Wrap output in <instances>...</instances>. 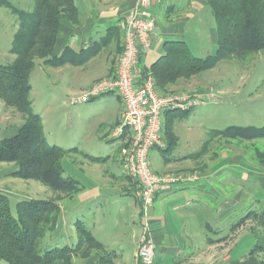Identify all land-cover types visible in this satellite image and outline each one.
<instances>
[{"label":"rangeland","instance_id":"1","mask_svg":"<svg viewBox=\"0 0 264 264\" xmlns=\"http://www.w3.org/2000/svg\"><path fill=\"white\" fill-rule=\"evenodd\" d=\"M8 1L13 6L26 11H33L35 7L34 0ZM75 3L79 4V1L76 0ZM206 10L209 14L211 13V26L208 28L206 26L207 23L205 26L203 24V30L200 28L201 26H195L192 21L191 25L193 27L188 31L186 36V40L190 42L192 53L204 58L215 55L217 48V45L213 46L211 39L207 36L210 27L213 26L215 28L216 25L209 5L206 6ZM18 26L19 20L12 13L11 8L0 6L1 64L12 63L16 57L11 52V46ZM199 28L202 32L201 35H197L195 32ZM205 29L206 33H204ZM180 38L182 37L178 39ZM160 53L162 54L163 51L160 50ZM159 55H155L154 58ZM35 59L36 64L30 76V83L33 88L29 94L33 111L40 113L43 132L50 145L56 144L64 149L77 148L80 150L78 153H67L62 160V164L65 167V176L71 175L78 181L82 180L81 174L84 171L80 168V165H82L80 161H85L82 160L85 158V153L87 154L88 152L91 155L105 157L110 152H116L117 150L115 149L116 141L108 140V136L110 137L113 134L117 126L110 131L108 136L104 135V131L108 128L110 120L118 111L119 97L115 93H108L102 95L103 97L101 98L89 101V103H76V105H73L71 104V97L76 93H83L88 90L89 88L87 87L91 81V77L84 78L80 76L79 71L81 73L85 70L77 67L76 64L72 68L66 64L54 67L45 65L43 59L37 57ZM60 69L62 70L60 71ZM85 69L91 71L89 70V66ZM107 77L110 76L102 77L94 81L93 84ZM193 77L188 79L192 82H189L191 84L186 87L182 85L187 82V79H183L181 80V86H178L179 84L176 86L172 85L163 91V93H171L175 96L188 95L191 97H201L208 94V98L202 104L195 106L191 112L175 119L173 132L178 137V143L173 155L183 157L187 154H195L203 148L204 143L208 142V149L204 156H202L203 158H199L198 161H194V159L190 160L194 164L203 163L202 165L205 168L214 166L215 170L227 162L233 166L237 165L230 168L227 174L232 175V178L236 177L235 180H239L238 176H240V173L238 172H243L247 179L244 180L246 181L244 183L248 184H245L246 188L244 185L239 184L238 189L242 188L241 200L232 202L221 218L218 216L216 209L220 204H225L226 199L229 198L228 196L211 192L207 197L204 195L206 193L199 191L197 186L194 187L195 192H192V188L186 189V195L188 193L194 195L191 199L187 198L191 203L183 206L186 212L191 211L193 215H196L192 218V222H195L188 225L193 229L192 238H194L193 240L202 242L204 238L201 230H203L202 227L205 225V222H208L213 227L222 228L223 231H228V228L240 217L248 212H256L250 215V218L245 222L246 224L241 225L235 232H230L227 236L228 238H226L227 240L217 243L218 245H215L210 252H205L204 263L264 264V250L260 251L257 248L258 245H256L259 243L264 248V139L245 140L240 137L233 138L224 134L210 138L214 129L221 130L227 126L236 125H253L257 127L264 125V49L258 53L250 54L246 59L236 57L223 59L215 67L195 74ZM215 86L223 89L224 92L218 94ZM107 99H112L113 102L111 103ZM24 120L25 114L19 112L14 107H7L4 101L0 99V138L11 136ZM161 154L162 152L159 148L154 149L151 153V165L157 173L163 169L164 165ZM189 164V161L181 162L179 164L181 166L179 167H185ZM100 167L106 168V165L101 164ZM100 167L97 168V173ZM11 168H15L14 163L9 164L0 161V190L6 187L11 191V193L7 194L10 196L14 214L16 213L15 205L17 201L27 198H51L56 193L50 187L43 185L37 180H25L17 177L8 178L4 173L8 172ZM194 171H197V169H194ZM172 173L163 172V174ZM176 173L179 174V172ZM256 174H263L260 177L263 183L258 180L259 178ZM192 175L196 174L192 173ZM255 176L257 177L252 180ZM242 177L239 181L242 180ZM220 179L214 181L218 192H221L220 189L224 190V185L220 182L222 181ZM227 190L231 192V189L227 188ZM198 191L199 193H196ZM84 193L87 192L84 191ZM128 200L134 202L132 197ZM183 201L184 199L180 200L181 203ZM86 205L88 203H81L77 210L76 206L72 208L67 213L68 219L65 224H59L55 231L47 232L40 243L42 251L77 242L75 222H81L84 219L91 220V216L88 217L89 219L85 216L87 211H83ZM204 205H207L208 208H205ZM172 208L173 206L168 208L166 212L174 214L175 212H172ZM63 220L64 217L61 218L60 222L63 223ZM133 220L135 221L136 218L124 216L121 219V225L118 227V232L123 234L120 237L124 241L122 245L127 256L126 264H136L132 243H135L138 239L141 227L137 221L133 223ZM88 224H90V221H88ZM180 225L183 229V235H188L190 232L188 227L183 224ZM108 230H98L97 237L101 241L110 244L115 245V242L119 243L120 241L114 240V242L112 240L113 236L108 233ZM184 239L187 240L188 238L185 237ZM205 242L204 246L207 247V240ZM87 246H90V243ZM118 248L122 249L119 246ZM188 250L189 247L184 252L187 253ZM78 256L83 258L84 255L81 253Z\"/></svg>","mask_w":264,"mask_h":264},{"label":"trees","instance_id":"2","mask_svg":"<svg viewBox=\"0 0 264 264\" xmlns=\"http://www.w3.org/2000/svg\"><path fill=\"white\" fill-rule=\"evenodd\" d=\"M33 11L13 6L8 0H0V6L11 8L19 20L18 29L12 42L11 52L16 55L8 64L0 63V99L7 107H14L25 114V120L17 132L0 139V161L14 163L15 168L9 177L37 180L64 195L80 191L79 183L64 175L62 160L67 153L78 151L76 148H62L50 145L43 132L42 118L32 108L29 94L33 88L30 83L31 72L36 57L43 59L45 65L59 67L71 63L68 54L60 57L53 55L59 29L64 19L78 21V7L75 0H34ZM214 14L218 35L215 55L207 58L192 53L184 40H166L160 57L144 69L150 72L161 91L179 79H190L195 74L207 71L223 59H246L264 49V0H208ZM75 58V55L73 57ZM85 58L74 60V64L85 63ZM169 110L165 114L164 138L161 147L162 157L167 161L176 160L172 156L177 148L178 137L173 132L175 119L191 112ZM228 135L241 139H264V125L227 126L214 129L210 138ZM208 149V142L202 149L189 156L198 158ZM92 161L102 157L86 155ZM62 194L52 198H27L16 202L13 213L10 196L0 193V264H73V255H89L92 250L102 248L83 221L76 222L78 241L76 244L56 246L41 250V241L48 231H53L59 221ZM256 212H248L231 226L238 229ZM231 229V230H232ZM90 246H87L89 245ZM256 245L260 251L263 246ZM255 245V247H256Z\"/></svg>","mask_w":264,"mask_h":264},{"label":"crops","instance_id":"3","mask_svg":"<svg viewBox=\"0 0 264 264\" xmlns=\"http://www.w3.org/2000/svg\"><path fill=\"white\" fill-rule=\"evenodd\" d=\"M77 1H79V4H75L78 7L79 19L77 22H71L67 19L63 20L58 31L59 34L55 44L56 46L54 48L53 55L60 57L63 54H68L70 58H72V62L66 63V65H70L68 67L71 68L72 66L75 67L77 65V67L85 70L81 73L79 71V74L84 78L88 76L91 77V81L87 87L89 88L90 85L92 86L94 81L102 77L115 75L118 61L117 59L119 57L118 55L124 45V22L126 20L128 11L136 4V0ZM154 1L155 3L151 7V12H153V14L156 16L157 36L155 38V43L157 44L141 58L138 68L140 69L142 74H144V69H149L150 64L162 55L160 53V50H164V44L166 43V40H184L187 42L191 49L190 42L189 40H186V36L188 34V31L193 27L191 25L192 21L195 26L199 25L202 29L203 24L205 26V24L207 23L206 26H208V28L209 26H211V13L209 14L207 10L205 11L206 6L209 5L208 0ZM163 12H165V14H163ZM212 17L214 20V14L212 15ZM200 28L195 30L197 35H201L202 33ZM206 29L204 33L207 32ZM207 36L211 39V43L213 44V46L217 45L218 47L219 38L217 35L216 27H210V30L207 32ZM179 37L182 38L178 39ZM158 54L160 55L154 58L155 55ZM74 55L77 59H73ZM82 58H85V63H78L76 65L74 64V60L78 61ZM150 58H152V60H150ZM88 66L89 70L91 71H87L85 69ZM62 69H60V71ZM147 74L151 73L147 72ZM181 80H183V78L179 79V81L175 83L169 84L168 88L169 86H176L178 84V86H181ZM189 82L192 81L187 79V82L182 86L186 87L187 85H190L191 83ZM220 89L221 88L215 86V90L218 92V94H222V92H224L223 89ZM116 95L120 100L119 108L115 116H113L110 120L111 122L109 123L108 128L104 131V135L106 136H108L110 131L120 123L119 121L121 119V114L123 111V101L121 99V96H119L117 93ZM107 101L111 103L113 102L112 99H107ZM17 130L13 134H15ZM108 140L116 141V152H110V154H107L105 157L99 156L103 158V160L100 161H91L90 158L86 156L89 153H83L85 158H83L82 160L85 161H80L82 163V165H80V168L84 171L81 174V177H83V179L78 181L76 178L68 175L69 177L74 178L79 183V186L81 187L80 191L75 192L72 195H64L63 193H61L63 197H61L59 200V204H61V212L59 215V221L55 229L58 228L59 224L62 225L66 223L68 219V211H70L75 206L77 210L79 208V204L81 203H88V205L83 208V211H87V214L84 215L87 219H89L88 217L91 216V220L84 219L82 221L89 229L92 230L93 235L96 237V239L103 244L102 248L98 250H92L89 255H85L83 256V258H80L78 256L79 254L73 255V264H126L127 256L122 245L124 241H122L123 239L120 237L123 234L118 232V227L121 225V219L124 216H129V218L131 217L133 219L136 218L135 221H137L141 227L138 239L135 243H132L134 246L133 248L136 264H144L142 261H140L137 252L140 245V237L146 224L151 228L153 239L156 243V258L151 264H205L204 253L207 251L210 252V250L213 249L215 245H218L217 243L227 240L226 238H228V234L230 232H235V230L230 227L228 228V231H223L222 228L219 229L215 226L213 227L208 222H205V225H203L202 227L203 230H201L204 239L202 240V242L193 240V229L188 225L195 222H192V218L196 215H193V212L191 211L186 212V209H184L183 206H187L188 204H190L191 202H189L187 198L191 199V197L194 195H190L189 193L188 195H186V189L192 188V192H195L194 187L197 186L198 190L206 193L204 195L207 197L209 196V194H211V192H217L223 194L224 196H228L229 198L226 199L225 204H220L216 209L218 216H220L221 218L224 216L223 213L227 211L232 202L241 200L240 195L242 193V188L238 189V186L240 184L242 186L244 185V187L246 188L245 184H248L244 183L246 182L244 180H247L245 178L246 175L243 172H238L240 173V176H238L239 180L241 179V176H243L241 181L235 180L236 177L232 178V175L230 176V174L227 173L230 171V168H233L237 165L233 166L228 162L222 164V166L215 170L214 166H212L211 168H205L202 165L203 163L200 164L201 162H199L197 164H194L191 161L192 159H194V161H198L199 158H203L202 156H204L206 152L203 155L198 156V158H193L189 156L190 154H187L183 157H176L172 154V156L176 158V160H172V162H166L162 157L161 159L163 160L164 165L163 169H161L158 173L173 172L177 175L178 173L176 172H179L181 176L192 175V173H194L198 175V179L196 181H181L180 183L175 185L171 192H161L156 196L154 204L148 207L145 214L143 212L142 201L139 196L138 185L134 179L125 174L123 162H121L124 151L126 149V144H124L122 140L114 138L112 135H110V137L108 136ZM164 145L165 139L162 146L155 147L154 149H160ZM78 151L73 152L78 153ZM185 161H189L190 164L185 167H179L181 166L179 164ZM101 164H104V166L106 165V168H101ZM99 167L100 169L97 173V168ZM194 169H197V171H194ZM12 170V168L9 169V171L4 173V175L7 176V174ZM262 175L263 174H258L257 176L259 178L258 180L263 183V180L260 178ZM257 176L252 178V180ZM7 177L9 178V176ZM219 178H221L220 180L222 181L220 182L224 185V190L219 188L221 192H218V190H216L217 187L214 184V181L219 180ZM227 188L231 189V192H229ZM6 189V187H3L0 191H3V193L5 192L6 194L11 193V191ZM84 191H86L87 193H84ZM199 191L196 193H199ZM55 192L56 193L52 195V197L57 196L60 193L58 191ZM130 197L133 198L134 202L128 200ZM182 199H184V203L180 202V200ZM207 205H204L205 208H208ZM171 206H173L172 212H175L174 214L166 212L168 211L167 209ZM210 210L213 211L212 209ZM63 217L64 220L63 223H61L60 221ZM88 221H90V224H88ZM135 221L133 220V223ZM180 224L188 227V229L190 230L188 235H183V229L181 228ZM105 229H109L108 233L113 236V241L115 240L120 242L118 243L114 241V245L101 241L97 237V231H104ZM185 237L188 239H184ZM204 240H207V247L204 246V244L206 243ZM118 246L122 247V249L118 248ZM188 247L189 250L187 251V253L184 252Z\"/></svg>","mask_w":264,"mask_h":264},{"label":"built area","instance_id":"4","mask_svg":"<svg viewBox=\"0 0 264 264\" xmlns=\"http://www.w3.org/2000/svg\"><path fill=\"white\" fill-rule=\"evenodd\" d=\"M154 3V0H136L128 11L123 26L124 45L118 55L115 75L71 97V104L76 105L108 93L121 96L123 111L112 136L126 144L122 157L124 172L136 181L145 214L161 192H171L181 181L198 179V175L156 173L152 168L151 152L164 144L166 112L195 108L208 98V94L191 97L163 93L153 76L142 74L138 68L141 58L153 48L157 36L156 16L151 12ZM144 227L137 254L144 264H151L156 255V243L151 228L147 224Z\"/></svg>","mask_w":264,"mask_h":264}]
</instances>
